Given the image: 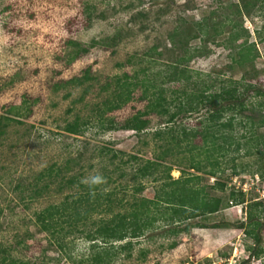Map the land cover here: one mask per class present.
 Returning a JSON list of instances; mask_svg holds the SVG:
<instances>
[{
	"label": "rangeland",
	"instance_id": "rangeland-1",
	"mask_svg": "<svg viewBox=\"0 0 264 264\" xmlns=\"http://www.w3.org/2000/svg\"><path fill=\"white\" fill-rule=\"evenodd\" d=\"M246 3L247 10L236 15L228 0H0V116L17 119L7 121L0 134V264L10 261L18 264H239L248 258L253 242L237 226L246 220V207L264 199V177L258 175L260 165L264 169V143L258 151L252 149L250 155L244 156L243 149L239 154L231 153L228 157L236 158L235 162L222 165L224 171L215 175L219 180L228 181L226 191L241 187L244 203L180 222L166 221L155 209L150 212L154 218L149 227L133 238L103 242L99 237L92 247L93 241L65 224L59 233L40 231L35 214L66 196L72 198L80 190L77 183L58 191L57 186L61 184L58 177L47 190L32 197L34 190L48 179L37 180L39 172L54 164L61 165L82 152L81 167L64 177L73 175L80 182L89 183L103 171L111 172L112 182L108 187L115 190L117 198H122V205H113L111 211L91 214L87 224L78 227L84 233L94 230L93 222L129 212L128 202L133 195L154 198L163 183L162 174L134 179L133 162H128L124 167L125 176L121 177V170L112 172L119 158L110 164L111 152L101 155L100 149L123 152L124 155L119 154L122 161L127 160V154L152 158L157 145L162 143L152 133L164 125V117L149 115V125L140 133L121 128L107 130L103 127L108 121L119 126L142 110L146 101L139 98L140 88H136L132 99L120 108L104 111L103 102L111 97L116 77L125 73L132 76L144 66L151 74L166 68L181 52V49L170 52L169 44L163 46L170 32L179 27L183 35L177 37L186 39L192 23L202 18L220 32L209 35L205 45L198 39L189 42L192 57L183 66L189 70L191 80L200 89L211 86L207 89L209 93L220 84L219 80L230 77L225 66L229 60L227 55L240 46L244 37L228 42L233 31L226 19L229 16V20L238 24L240 36H244L240 22L248 32L242 49L254 44L255 50H251L250 56L255 68L249 67V70L250 74L259 72L252 80L264 87V72L260 73L264 68V0H246ZM208 32L214 33L211 28ZM115 33L120 38L113 45L111 37ZM71 41L87 47V51L67 63L68 54L74 49ZM158 41L162 43L159 42L158 49L161 57L150 64L138 62L143 52ZM86 68L91 79L85 85L53 90L57 82L81 76ZM239 69L232 74L233 80L241 74ZM86 85L88 92L79 99ZM163 87L172 90L179 84L167 82ZM251 100L255 98L245 97L241 114L258 119L256 112L250 110L248 101ZM10 106H21L20 115L7 113ZM204 112L202 108L180 115L175 123L198 126ZM76 116L82 123L80 132L67 134L64 126ZM257 132L264 137V126ZM194 142L199 143V137ZM170 174L177 178L180 172L174 169ZM213 182L214 177L204 175L201 184L207 186L205 191L210 195L220 194L218 189L209 188ZM138 183L143 189L136 192ZM261 235L257 251L248 258V264H264V230ZM128 241L129 247H119ZM172 242L177 243L174 248H170ZM97 254L104 259L101 263L95 259Z\"/></svg>",
	"mask_w": 264,
	"mask_h": 264
},
{
	"label": "trees",
	"instance_id": "trees-1",
	"mask_svg": "<svg viewBox=\"0 0 264 264\" xmlns=\"http://www.w3.org/2000/svg\"><path fill=\"white\" fill-rule=\"evenodd\" d=\"M230 6L234 7L233 13L236 15L243 14L247 10L246 0H228ZM248 13V11H247ZM138 14L142 15V12ZM230 21L233 31L230 33L228 42L233 43L240 37H244V41L237 46L232 54H228V63L225 64L226 69L230 72V77L221 81L220 84L212 92H207L208 87L200 89L199 84L192 81V76L186 64L192 55L189 52V42L195 39L201 41L205 45L209 35L219 34L220 30L214 24H209L206 18H202L192 23V29L188 32V38L181 40L177 36L183 35V30L176 27L168 35V41L163 42L166 47L169 44V51L178 49V55L173 61H169L163 70L156 73H149L147 67H142L138 73L130 76L123 74L122 77H116L115 87L110 98H106L103 102L104 111H112L120 108L132 99V93L136 88H140L139 98L146 101L144 108L138 110L131 117L127 118L122 124L117 126L112 120L104 126V129H130L135 133H140L149 125L151 114L164 117V125L154 130L152 135L161 140L162 143L157 145L154 156L152 158L141 159L135 154H127L128 158L122 161L119 154L123 152L111 150L101 147V155L107 156L111 152L108 161L114 163V159L119 161L115 164L113 171L121 170L119 176H125L124 167L129 162L132 163L133 178H145L155 174H162L163 183L156 191L154 198L136 197L133 195L131 202H128L129 212L123 214H114L112 217L99 220L94 230L84 233L83 229L88 219L94 212H109L113 205L121 204L122 198H117L115 190L109 188L112 182L111 172L103 171L96 179L89 183L80 182L77 176L64 177L66 173L74 171L77 167H81L83 153L80 152L76 157L67 159L61 165H52L39 172L37 180L48 178L39 188L32 193V197H37L42 190H47L54 179L61 181L57 190L62 187H70L77 183L80 190L75 195L66 196L64 200L56 204H49L35 214L36 223L39 225L40 231L59 233L62 225L65 224L69 228L81 231L85 239L93 241L92 247L96 246L95 240L99 237L103 242L120 241L125 238H133L139 236L152 222L150 212L163 215L166 221L180 222L188 218L212 214L221 209L229 207L232 204L244 203V192L241 187L226 191L227 180H219L215 177L218 171H224L222 165L234 163V157H228L231 153L239 154L243 149V155H250L251 150L258 151V147L264 143L262 134H258L257 129L264 126V87L257 86L253 82L255 74H250V70L255 68V62L250 56L251 50H255L254 44H248L245 50L242 47L247 43L248 32L242 27L241 22L239 28L244 36H240L237 30L238 24ZM212 29L214 33L208 34V30ZM231 28V29H232ZM264 31V28L263 30ZM186 34V33H185ZM258 34H260L258 32ZM206 39H204V37ZM260 36V35H259ZM120 38L119 33H115L111 37L113 45ZM203 38V39H202ZM152 44L143 52L138 62L150 64L152 60L161 57V48L159 43ZM74 49L69 52L67 63L73 62L81 53L87 51V47L80 46L78 43L70 42ZM264 45V39L262 40ZM199 47V46H198ZM197 50V48H194ZM192 52H195L193 50ZM128 62L131 59L128 58ZM241 70L238 79L233 80L232 74L237 68ZM250 67V70H249ZM264 72V68L260 73ZM141 73V77L138 74ZM219 78V77H218ZM91 79L89 68H86L81 76H73L66 80H61L54 85L53 90L57 91L66 86H83ZM217 77L215 78V80ZM130 80V81H129ZM213 80V81H215ZM167 82L178 83L179 87L168 90L163 87ZM205 82H203L204 84ZM206 86V84H205ZM215 87V86H213ZM89 86H84L79 99H83L88 92ZM169 91V94H167ZM252 93L250 96L248 93ZM69 93L65 94L68 97ZM245 97H253L255 100L248 101L250 110L256 112L258 119L253 116L242 115L245 109ZM258 99V100H257ZM204 108L205 112L199 120L198 126L187 127L182 123H175L178 116L198 112ZM21 106H10L6 111L13 115L19 116ZM17 120L13 117L3 115L0 116V134L3 133V127L7 125V121ZM82 123L79 118L67 122L64 131L67 134H77L80 132ZM243 130L240 135L234 134L236 131ZM199 137L200 142L195 143V139ZM105 150V151H104ZM256 153V152H255ZM236 166V165H234ZM177 169L180 172L179 177L173 178L171 171ZM192 170L193 172H190ZM214 177V182L209 186L211 189H218L220 194H212L205 191V185L201 184L203 176ZM258 175L264 177V169L260 165ZM155 180L159 178L155 177ZM55 181V180H54ZM143 185L138 183L134 190L140 191ZM69 198H71L69 200ZM160 209V207H162ZM246 220L239 222L238 228L243 231L252 240L253 246L250 248L248 258L256 253L261 242V233L264 230V199L253 201L246 207ZM58 227V229H57ZM72 231V230H71ZM70 232V231H69ZM57 244L61 247L59 241ZM130 241L119 247H129ZM176 242L170 244V248H174ZM248 258L242 260L239 264H248ZM95 259L101 263L104 259L97 254ZM5 258L2 259L4 261ZM7 264H18L10 261Z\"/></svg>",
	"mask_w": 264,
	"mask_h": 264
}]
</instances>
